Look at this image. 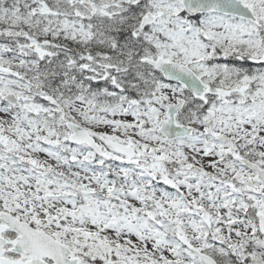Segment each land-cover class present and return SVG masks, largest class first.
<instances>
[{
	"label": "snow or ice",
	"instance_id": "1",
	"mask_svg": "<svg viewBox=\"0 0 264 264\" xmlns=\"http://www.w3.org/2000/svg\"><path fill=\"white\" fill-rule=\"evenodd\" d=\"M0 264H264V0H0Z\"/></svg>",
	"mask_w": 264,
	"mask_h": 264
}]
</instances>
